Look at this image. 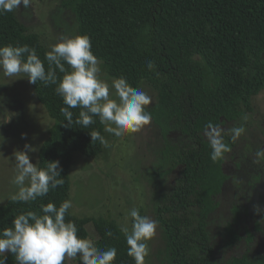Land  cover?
<instances>
[{
    "label": "trees",
    "instance_id": "obj_1",
    "mask_svg": "<svg viewBox=\"0 0 264 264\" xmlns=\"http://www.w3.org/2000/svg\"><path fill=\"white\" fill-rule=\"evenodd\" d=\"M64 6L74 14L77 35L90 38L91 51L110 78L124 77L134 88L144 81L155 91L156 103L148 110L163 141L173 133L190 141L175 153L166 146L165 154L174 153L172 166L179 177L169 193L154 201L171 264H221L208 226L228 181L224 164L231 151L213 162L203 130L209 122L221 127L239 120L264 90V0H66ZM14 16L0 13V47L26 44L44 60L47 50L38 35L28 33ZM55 87L39 81L32 85L36 100L54 122L39 148L37 166L60 161L64 183L35 202L10 199L0 205V230L10 227L19 214L69 200L73 154L92 158L102 152L103 145L91 141L89 133L99 131L105 137L104 126L98 118L88 128L77 125L79 109H71L73 124L66 127L60 112L65 105ZM223 139L232 149V139ZM65 219L75 223L80 237L88 236L85 220L70 212ZM94 228L98 247L117 249L114 264H134L114 222L96 221ZM225 228L235 235L230 225ZM108 231L112 236H106ZM6 255L7 264H16ZM231 263L264 264V254Z\"/></svg>",
    "mask_w": 264,
    "mask_h": 264
},
{
    "label": "rangeland",
    "instance_id": "obj_2",
    "mask_svg": "<svg viewBox=\"0 0 264 264\" xmlns=\"http://www.w3.org/2000/svg\"><path fill=\"white\" fill-rule=\"evenodd\" d=\"M65 1L31 0L29 8L13 11L14 17L28 33L37 34L42 46L49 50L60 35H77L74 14L64 6ZM101 68L102 78L110 82L113 78L108 76L103 64ZM11 79L0 75V135L5 139L0 147L3 153L0 158V205L18 190L12 183L15 173L9 159L13 152L23 150L27 143L36 149L29 155L30 162L37 164L39 148L54 124L36 100L32 85L26 79ZM138 88L151 96L152 103L146 106L149 109L156 103L155 91L144 81ZM251 104V112L243 116L247 119L241 117L221 126L223 135L230 138L233 127L245 128V132L233 141L225 160L228 181L219 197V208L209 219V235L221 264H232V259L242 256L252 260L264 254V216L253 212V205H264V157L256 156V151L264 147V90L252 98ZM22 134H26V139L21 138ZM105 138L108 147L103 146L97 157L74 153L70 168L72 208L69 212L86 221L87 235L96 240L94 222L112 221L119 229L122 225L130 228L128 213L132 208L156 220L154 201L169 193L179 177L171 158L181 147L190 144L187 138L176 133L171 134L166 143L152 122L138 133L115 137L105 132ZM167 145L174 153H164ZM229 225L234 229L233 237L226 233L225 227ZM148 245L145 264H171L166 237L159 224Z\"/></svg>",
    "mask_w": 264,
    "mask_h": 264
},
{
    "label": "clouds",
    "instance_id": "obj_3",
    "mask_svg": "<svg viewBox=\"0 0 264 264\" xmlns=\"http://www.w3.org/2000/svg\"><path fill=\"white\" fill-rule=\"evenodd\" d=\"M31 0H0V13L13 12L21 7H30ZM47 62V70L45 68ZM102 61L91 51V40L87 35H60L58 42L50 45L41 60L35 48L28 45L0 47V75L4 78L26 79L29 84L41 82L45 87L55 85V93L65 105L60 109L67 121L73 124L71 109H79L77 125L83 128L94 124L98 118L104 132L115 137L134 134L152 121L147 109L152 103L151 96L140 88L130 86L124 77L106 80L102 78ZM147 67H153L148 62ZM58 73L60 74L58 76ZM17 79H11L15 81ZM247 119V117H243ZM223 129L209 122L203 135L211 148L210 159H221L231 148L223 139ZM232 141L244 132L243 126L233 127ZM91 141H99L108 147V141L99 131L89 133ZM26 139V134L21 135ZM5 139L0 135V147ZM36 151L29 144L23 150L14 151L11 159L15 173L12 183L17 192L10 199L14 202H35L45 197L50 190L62 186L64 180L60 161L46 162V167H38L30 162L29 153ZM258 158L264 157V147L256 151ZM0 158L3 153L0 152ZM72 208L70 200H64L57 207L54 203L40 206V211L19 214L11 221V226L0 230V264H7V255L15 258L16 264H114L117 249L101 248L92 236L80 237L75 223L65 219ZM256 215L264 216V205H253ZM130 228L120 227L127 245V255L134 264H145L149 255L148 242L156 235L158 222L140 214L132 208L128 213ZM112 236V232H106Z\"/></svg>",
    "mask_w": 264,
    "mask_h": 264
}]
</instances>
